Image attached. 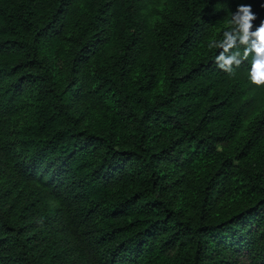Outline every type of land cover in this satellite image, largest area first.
<instances>
[{"label": "trees", "instance_id": "trees-1", "mask_svg": "<svg viewBox=\"0 0 264 264\" xmlns=\"http://www.w3.org/2000/svg\"><path fill=\"white\" fill-rule=\"evenodd\" d=\"M240 3L0 0V264H264V87L208 48Z\"/></svg>", "mask_w": 264, "mask_h": 264}, {"label": "clouds", "instance_id": "clouds-1", "mask_svg": "<svg viewBox=\"0 0 264 264\" xmlns=\"http://www.w3.org/2000/svg\"><path fill=\"white\" fill-rule=\"evenodd\" d=\"M257 19L251 4H238L229 22L231 27L223 32V39L210 42L208 48L222 50L215 57V63L229 75H234L251 57L248 78L253 85L264 87V20L257 26L253 23Z\"/></svg>", "mask_w": 264, "mask_h": 264}]
</instances>
